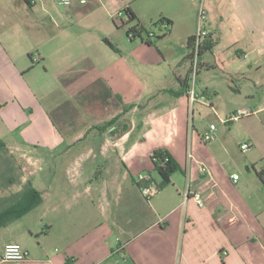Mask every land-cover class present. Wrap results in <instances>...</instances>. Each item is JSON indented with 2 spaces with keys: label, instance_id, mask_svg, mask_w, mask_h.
I'll use <instances>...</instances> for the list:
<instances>
[{
  "label": "crops",
  "instance_id": "obj_1",
  "mask_svg": "<svg viewBox=\"0 0 264 264\" xmlns=\"http://www.w3.org/2000/svg\"><path fill=\"white\" fill-rule=\"evenodd\" d=\"M200 5L212 48L200 56L191 104L179 81L189 75L188 39ZM125 10L133 22L119 16ZM160 20L170 24L165 32ZM138 26L146 33L129 38ZM263 69L264 0H95L70 7L0 0V217L8 214L0 219V264H264L259 165L247 173L250 194L243 196L234 173L225 175L201 141L213 124L201 135L193 125L203 107L219 123L249 111L220 123L224 128L264 111L220 103L217 88L226 82L229 96H261ZM102 84L113 97L102 101L117 109L113 128L105 127L114 118L96 122L86 106L100 99ZM122 106L129 109L122 113ZM239 126L252 141L250 123ZM115 128L120 134L111 136ZM155 150H165L179 172L145 200L135 180L145 174L159 182ZM189 152L208 168L213 195ZM187 183L202 207L183 205ZM36 195L40 203L27 210ZM7 244H19L27 259L3 262Z\"/></svg>",
  "mask_w": 264,
  "mask_h": 264
},
{
  "label": "rangeland",
  "instance_id": "obj_2",
  "mask_svg": "<svg viewBox=\"0 0 264 264\" xmlns=\"http://www.w3.org/2000/svg\"><path fill=\"white\" fill-rule=\"evenodd\" d=\"M264 71V69H263ZM258 77L262 78L263 81L261 85L264 86V72H259ZM216 82V81H215ZM226 82H220L217 86L220 92V103L228 104V105H251L252 108H260L264 107V94L261 96H254L253 98L244 99L239 95L229 96L227 92V84ZM263 87L259 88L262 89ZM87 108L93 112V116L97 119L96 122H108L113 119L117 113V109L114 108L112 102L104 103V101L100 99H94L91 97L89 99ZM248 108V107H247ZM245 112V111H244ZM249 112V111H247ZM238 112L236 113V115ZM221 118H225V115H220ZM241 118H245L241 117ZM243 123H250V126L253 129V133L251 135L252 141L248 140V136L244 133V129L239 126L243 123H233L232 126L225 127L218 122V119L210 113L206 108L198 109V113L194 114V131L197 135H201V133L210 125L213 124L217 128L216 140L215 142H209L205 144L206 150H210L214 156H216L220 166L222 167L223 173L225 175H231L232 173L236 176V181L238 182L237 188L239 189L242 185L245 190L243 192V196H247L249 193L248 189L244 185V182L247 180V173L252 175V165L256 164V167H260L261 160L264 157V111L261 113L244 120ZM228 129L230 131H228ZM195 135V133L193 132ZM203 135V134H202ZM220 140V143H219ZM248 144L252 146L248 151H241V144ZM223 145L227 146V149L223 147Z\"/></svg>",
  "mask_w": 264,
  "mask_h": 264
},
{
  "label": "built area",
  "instance_id": "obj_3",
  "mask_svg": "<svg viewBox=\"0 0 264 264\" xmlns=\"http://www.w3.org/2000/svg\"><path fill=\"white\" fill-rule=\"evenodd\" d=\"M36 0H29V4H34ZM95 0H56V4L60 7H70L72 5H78V6H86L89 3L93 2ZM120 17L124 18L123 13H119ZM206 18V12L203 9V7L200 5L197 11V29L196 33L193 36L194 42H193V49L190 59V70L188 75V88L186 91V95L188 97V100L191 104L195 103L196 100V94H195V88L197 85V74H198V67H199V59H198V48L200 44L209 37V34L206 30L203 28L204 20ZM156 26L159 27L161 32H165L168 29V26L165 21L160 20L156 23ZM129 38H132V34L128 35ZM146 38L148 40L155 39V35L153 33H147ZM248 116L247 112L241 111L238 112V114L231 115L224 121H220L222 124L230 123L233 121L239 120L241 117ZM216 131L215 125H210L208 129L203 133L201 136V141L203 143H209L214 141V132ZM250 148L248 144L241 145L240 149L241 151L245 152ZM188 161L192 162L193 164L198 165V171L201 176L204 177L203 183L206 186L211 187V195H213V190L217 189L216 183L212 179L208 168L196 160L191 152L187 154ZM230 179L233 182H236V176L235 174H232L230 176ZM136 183L138 185L139 191L142 195V197L145 200H149L154 195L158 193V190L153 183L151 177L149 175H140L136 178ZM190 184L187 183L186 190L183 194V205L188 201L192 200L198 207L203 206V200L201 199L200 194L198 193H191L190 192ZM117 252H120V248L116 250ZM27 259V253L22 249V247L19 244H7L4 246L1 260L3 262H11V263H19L23 262Z\"/></svg>",
  "mask_w": 264,
  "mask_h": 264
},
{
  "label": "trees",
  "instance_id": "obj_4",
  "mask_svg": "<svg viewBox=\"0 0 264 264\" xmlns=\"http://www.w3.org/2000/svg\"><path fill=\"white\" fill-rule=\"evenodd\" d=\"M27 4H29V0H24ZM30 5V4H29ZM124 15V18L126 19V22H133L134 21V16L131 14V12L125 10L122 12ZM167 26L169 28V23H167ZM141 33H146L145 30H143L142 28L135 27L132 28L130 30L127 31V36L129 34H132V38L134 37H138L140 36ZM193 42H194V37H190L188 39V47H189V54L186 58V60L190 61L191 59V54H192V49H193ZM212 48V43L210 41V38L207 37L199 46L198 48V59H200V56L205 53L210 51ZM181 84V90H180V94H185L188 88L187 82H188V76L185 77L182 81H179ZM103 85V84H102ZM99 97L101 100H106L107 98L112 97L110 91L107 89V87H105L104 85L102 86V88H100V92H99ZM113 98V97H112ZM114 99H116L114 97ZM68 106V104L64 105L62 109L66 108ZM122 113L126 112L129 107L126 106H122ZM59 110V109H58ZM58 110L56 112H58ZM55 112V113H56ZM54 113L51 115V119L53 117ZM53 120V119H52ZM118 120L119 117L114 118L112 121H110L109 123H107V126L105 128H113L116 126V124H118ZM121 130V133L124 132L126 130V126L123 125ZM119 131L115 128L113 131L110 132V135H119ZM1 146V144H0ZM151 161L153 163L154 166V170L157 173V176L159 178V182L155 183L153 180V183L155 184L156 188L158 191L164 189L165 187H167L170 184V178L173 174L179 172V168L177 166V164L171 159L170 155L165 151V150H155L151 153ZM256 176L257 178L260 180V182L263 184L264 186V158L261 160V166L260 168H258V170H255ZM40 203V197L39 195H36V198L33 199V202L31 203V207L28 208L27 210H30L31 208H33L34 206H36L37 204ZM27 210H25L24 212H27ZM8 214L3 215V217L1 216L0 219H4V221L6 220L5 217ZM15 218V217H13ZM0 225H3V223H0Z\"/></svg>",
  "mask_w": 264,
  "mask_h": 264
}]
</instances>
